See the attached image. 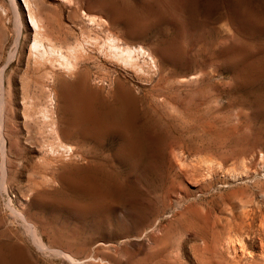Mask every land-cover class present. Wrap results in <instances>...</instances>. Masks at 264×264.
I'll use <instances>...</instances> for the list:
<instances>
[{
	"label": "rangeland",
	"instance_id": "374dc122",
	"mask_svg": "<svg viewBox=\"0 0 264 264\" xmlns=\"http://www.w3.org/2000/svg\"><path fill=\"white\" fill-rule=\"evenodd\" d=\"M0 264H264V0H0Z\"/></svg>",
	"mask_w": 264,
	"mask_h": 264
},
{
	"label": "bare ground",
	"instance_id": "6f19581e",
	"mask_svg": "<svg viewBox=\"0 0 264 264\" xmlns=\"http://www.w3.org/2000/svg\"><path fill=\"white\" fill-rule=\"evenodd\" d=\"M32 24H33V26L37 29V28H39V24H38V22H35L34 20H32ZM109 47H111V48H114V49H116V48H118L117 46H115V45H110ZM58 50V49H57ZM55 48H52L50 51H47V52H42L41 53V55H40V60H42L41 62H42V64L44 65V66H46L47 67V62L49 61V62H53L54 60H57V61H60V64L61 65H63V66H66L67 68H69L70 70H75L76 69V62L74 63V61L73 60H71L70 58H68V57H66V56H64L63 54H60L58 51H57ZM118 51V50H117ZM38 55V54H37ZM112 55H114V57H116L117 59H119V60H124V59H127L128 57H129V55H130V53L127 51L126 52V55H124L123 54V50H120L119 52H116V53H113ZM124 55V56H123ZM72 58V57H71ZM81 58V57H80ZM64 61V62H63ZM79 71V70H78ZM77 71V72H78ZM58 79L59 78H61V80L59 81V83H58V85H57V87H55V93H56V97H57V99H58V107H59V109L61 110V112H62V109L64 108V106H65V104H64V97H66L67 95H69V96H71V90H68V91H66L65 89H64V85L66 84V85H68V84H70L71 86H72V84H75V85H77L78 84V82L80 81V80H83L82 81V83H84V88H86L85 86L86 85H88L87 84V82H88V77H89V68L88 67H84L81 71H79V73H78V79H76L75 81L73 80V81H69V80H66V79H62L63 78V74L62 73H58ZM76 76H77V74H76ZM54 77V76H53ZM38 81V80H37ZM164 84V83H163ZM126 86V85H125ZM161 86V85H160ZM88 87V86H87ZM78 89V88H77ZM83 89V88H82ZM115 90V89H114ZM167 90V89H166ZM87 91V90H86ZM125 92H126V90H125ZM116 93H117V90H116ZM119 93V92H118ZM118 95H121L122 96V94L120 93V94H118ZM113 96V95H112ZM115 96H117V95H115ZM115 98H117V97H115ZM124 98H125V96H124ZM157 98H158V96H157ZM163 98V97H162ZM67 99V98H66ZM110 99V98H109ZM114 99V98H113ZM111 100V99H110ZM71 101V100H70ZM113 103H114V101H113ZM108 104H110V102L108 103ZM152 104V103H151ZM71 105H73V104H71ZM93 106V105H92ZM107 108V107H106ZM68 110H70V109H68ZM110 110H111V108H110ZM110 110H109V112H110ZM107 113H108V111H107ZM109 114V113H108ZM69 115H71V114H69ZM67 117V116H66ZM71 118V117H70ZM92 119V118H91ZM94 122H95V120H93ZM64 122H65V120H64V116H63V118L61 117V121H60V134L62 135V133H65L66 132V128L64 127ZM111 123H112V121H110ZM91 123V122H90ZM103 125H106L107 123L109 124V122H107V123H103V122H101ZM100 123V124H101ZM94 125V124H93ZM66 126H68L67 124H66ZM99 126H101V125H99ZM110 126V125H109ZM109 126H107V127H109ZM113 126V125H112ZM112 126H110V127H112ZM73 129V128H72ZM71 129V130H72ZM69 130V129H68ZM76 131H77V129H75ZM70 133V132H69ZM76 133V132H75ZM74 133V134H75ZM78 133V132H77ZM71 134V133H70ZM64 135V134H63ZM65 136V135H64ZM70 136V135H69ZM74 136V135H73ZM91 142V141H90ZM57 150V149H56ZM52 152V151H51ZM56 153V152H55ZM58 154V153H57ZM48 155V154H47ZM56 155V154H55ZM61 156H62V154H60ZM63 155H65V154H63ZM57 156V155H56ZM88 156V155H87ZM30 157V156H29ZM45 157H47V156H45ZM45 157L44 158H42V159H45ZM49 158V157H48ZM51 158V157H50ZM54 158H55V156H54ZM27 159H29V158H27ZM47 159V158H46ZM56 159V158H55ZM63 159V158H62ZM52 160V159H51ZM55 161H57V160H55ZM60 161V160H59ZM62 161V160H61ZM42 162V163H41ZM41 162L39 163V164H37V165H34V169L36 170V168H39L40 170H42V171H47V169L50 167V162L49 161H47V160H45V161H43V160H41ZM60 163V162H59ZM58 164V163H57ZM35 166H36V168H35ZM56 166V165H55ZM52 167V166H51ZM53 168V167H52ZM56 169V168H55ZM63 169V168H62ZM51 171V170H50ZM49 171V172H50ZM36 172H38V171H36ZM57 172H59V171H57ZM56 173V172H55ZM54 173V174H55ZM33 174V173H32ZM45 174V173H44ZM47 174V173H46ZM58 174V173H57ZM52 175V174H51ZM32 225H34V224H32ZM37 238V237H36ZM35 238V239H36ZM36 241H37V239H36ZM38 242V241H37ZM41 242V241H40ZM39 243V242H38ZM39 244H41V243H39ZM38 245V244H37ZM234 245V244H233ZM47 246V245H46ZM46 248V247H45ZM242 250V249H241ZM237 253V252H236ZM72 257V256H71ZM73 258V257H72ZM69 259H70V256H69ZM75 260V259H74Z\"/></svg>",
	"mask_w": 264,
	"mask_h": 264
}]
</instances>
